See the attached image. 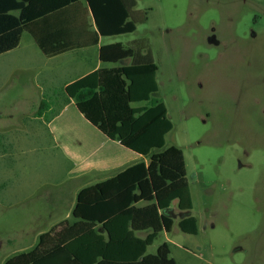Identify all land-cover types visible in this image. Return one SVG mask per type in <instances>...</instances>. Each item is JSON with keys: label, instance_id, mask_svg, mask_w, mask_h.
I'll return each mask as SVG.
<instances>
[{"label": "rangeland", "instance_id": "374dc122", "mask_svg": "<svg viewBox=\"0 0 264 264\" xmlns=\"http://www.w3.org/2000/svg\"><path fill=\"white\" fill-rule=\"evenodd\" d=\"M136 1L147 20L103 42L150 49L159 68L153 98L173 124L164 149L182 150L193 200L188 212L172 204V230L160 232L147 255L166 243L176 264H264V0ZM43 55L25 32L0 56V264L67 221L63 212L27 210L66 189L55 182L66 181L67 162L46 128L31 122L33 104L59 96L49 88L62 83L60 67L94 60ZM189 217L197 234L179 228Z\"/></svg>", "mask_w": 264, "mask_h": 264}, {"label": "trees", "instance_id": "16d2710c", "mask_svg": "<svg viewBox=\"0 0 264 264\" xmlns=\"http://www.w3.org/2000/svg\"><path fill=\"white\" fill-rule=\"evenodd\" d=\"M136 7V0H0V55L17 49L25 32L47 58L97 46L101 37L133 33L144 23L148 14ZM100 58L114 66L65 92L92 124L149 163L81 190L70 221L4 264H176L166 243L147 255L158 234L172 230V204L182 212L193 209L184 154L175 146L164 149L173 124L166 105L153 98L158 65L139 41L103 46ZM126 60L130 64L121 66ZM138 103L147 105L133 106ZM179 228L197 234L198 220L184 218Z\"/></svg>", "mask_w": 264, "mask_h": 264}, {"label": "crops", "instance_id": "0c3cea01", "mask_svg": "<svg viewBox=\"0 0 264 264\" xmlns=\"http://www.w3.org/2000/svg\"><path fill=\"white\" fill-rule=\"evenodd\" d=\"M103 38L106 37H101L97 46L71 51L47 59H62L69 56V54L82 52V54L87 56L86 61H94L89 67H85L81 62H75L71 66L60 67L57 74L63 75L62 83L53 87H50L51 85L48 83L50 91L56 88L59 89V96L51 98L49 101L41 98L33 104L35 108L34 112H32L31 122L46 128L52 136L56 148L61 152L63 160L67 162L66 181L62 184L59 180L55 182V186L65 185L66 189L59 190L54 195L46 197L39 202V205H28L27 210L35 212L36 214L34 215L36 216L56 217L54 213L59 211L63 212L60 217L70 221L73 217L77 196L81 190L110 180L139 163L147 165L149 163V158L125 147L118 139H110L97 126L92 124L80 112L75 101L69 98L65 92L66 88L73 82L100 68L114 66L103 63L100 58V49L103 46L115 44L104 43ZM129 64L130 60H126L120 65L127 66ZM49 80H51V77H47V81ZM42 103L45 105L40 110ZM35 133V138H37L36 136L39 133L37 129ZM35 138H31L33 143H36ZM38 212L48 214H39ZM61 223L63 222L55 224L51 231L61 225ZM45 233L49 232L41 234Z\"/></svg>", "mask_w": 264, "mask_h": 264}]
</instances>
